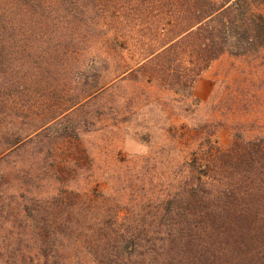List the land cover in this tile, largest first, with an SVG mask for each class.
Instances as JSON below:
<instances>
[{"label":"trees","instance_id":"trees-1","mask_svg":"<svg viewBox=\"0 0 264 264\" xmlns=\"http://www.w3.org/2000/svg\"><path fill=\"white\" fill-rule=\"evenodd\" d=\"M225 57L212 121L74 187L94 166L76 110L129 77L189 113ZM263 116L264 0H0V263L264 264Z\"/></svg>","mask_w":264,"mask_h":264},{"label":"rangeland","instance_id":"rangeland-1","mask_svg":"<svg viewBox=\"0 0 264 264\" xmlns=\"http://www.w3.org/2000/svg\"><path fill=\"white\" fill-rule=\"evenodd\" d=\"M127 62L131 61L127 59ZM233 63L237 65V61L225 57L196 79L192 95L198 105L192 106L189 113L172 106L166 99L167 94L154 85L134 83L129 77L119 81L112 92L93 98L76 110L71 119L84 116L85 121L77 124V136L93 158L94 166L89 173L92 176L88 185L81 181L74 187L91 189L97 184L102 186L107 183L108 177L116 181L118 170L125 169L118 168V154L126 159L145 157L150 152V146L161 142L164 136H189L195 124L212 121L210 104L216 81L223 78ZM106 100L109 102L106 103ZM104 103L105 106L100 108ZM213 120L214 140L225 149L232 141L234 125L219 116L213 117ZM65 125L70 128L69 122ZM262 127L264 130V122ZM107 186L104 185V188Z\"/></svg>","mask_w":264,"mask_h":264}]
</instances>
